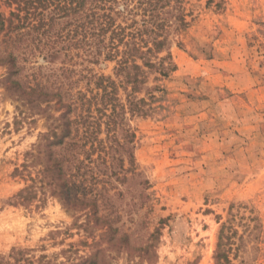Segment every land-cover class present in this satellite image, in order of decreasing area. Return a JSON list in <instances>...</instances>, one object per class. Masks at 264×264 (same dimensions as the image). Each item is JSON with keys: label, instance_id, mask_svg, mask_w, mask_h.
<instances>
[{"label": "rangeland", "instance_id": "374dc122", "mask_svg": "<svg viewBox=\"0 0 264 264\" xmlns=\"http://www.w3.org/2000/svg\"><path fill=\"white\" fill-rule=\"evenodd\" d=\"M31 1L0 0V264H264V0H186L183 30L176 11L164 15L168 44L136 94L155 96L148 116L125 121L116 63L94 66L114 82L117 107L58 181L40 135H60L79 111L63 117L68 102L51 95L30 105L13 84L22 75L8 78L15 59L28 73L23 59L46 38L29 25L32 5L44 12ZM61 61L36 66L58 82ZM74 69L71 92L93 96L90 64Z\"/></svg>", "mask_w": 264, "mask_h": 264}, {"label": "trees", "instance_id": "16d2710c", "mask_svg": "<svg viewBox=\"0 0 264 264\" xmlns=\"http://www.w3.org/2000/svg\"><path fill=\"white\" fill-rule=\"evenodd\" d=\"M42 1L43 13L38 12V8L32 5ZM186 0H33L31 1L33 20L29 22L32 25L34 33L41 32L46 37L34 39L36 44L32 46L24 62L29 64L27 74L23 75V66L15 68L17 59L14 60L12 67H8V78L19 77L18 81H13L17 91L20 90V97L28 100V104H38L37 101L43 100L48 96H53L61 103H65L64 108L68 110V116L73 111H79L74 120L66 123V128L60 135L56 130L40 135L41 142L38 145V153L41 148L48 150L46 172L57 177V181L65 176L71 178V163L77 159L76 155L87 143L91 127L96 124L101 126L102 117L106 116L104 112L111 110L115 113L117 99L115 97L114 82L110 77L98 75L93 67L107 62L116 63V76L121 78L120 84L125 85L126 102L122 105V110L126 116L128 114L137 116H148L156 107L151 103L155 96L149 98H139L136 94L141 92L142 86L146 84L147 71L157 68L156 60L159 53L168 44L169 20L163 18L173 11L177 12L175 16L178 22L177 29L183 30L188 26L186 21V9L183 4ZM41 16L40 20L36 18ZM35 22L34 24H32ZM38 38V36H36ZM62 56V78L57 82L51 80L53 73L45 78L42 66H36L39 58L46 63H54ZM51 59V61H49ZM90 64V94L93 96L87 98L86 93L78 91L72 93L70 84L66 80L71 78L69 73H75L76 66ZM49 65V63H48ZM162 66V65H160ZM14 67V68H13ZM46 69V68H45ZM53 71L52 68H47ZM162 76H167L163 68L159 67ZM29 70V71H28ZM86 69H82L83 73ZM80 72V75H81ZM45 78V79H44ZM24 81H23V80ZM21 83V84H20ZM91 84L94 87H91ZM132 89L129 90V85ZM96 93L94 94V92ZM151 100V101H150ZM63 101V102H62ZM101 113V118L95 122L91 114L93 109ZM108 117L105 124L109 130H113L115 125V114ZM126 126V123H125ZM84 129L83 133L81 130ZM90 129V131H88ZM72 130L74 135L72 136ZM125 155L128 162L133 161V154L128 143L132 142L133 134L130 128L125 127ZM81 133V137L79 134ZM85 133V135H83ZM92 134H90V139ZM130 135V136H129ZM114 138L116 135H113ZM130 137V138H129ZM130 139V140H129ZM68 140V141H67ZM64 151L66 148H72L66 155L58 152V149ZM57 149V150H56ZM33 156L32 154H30ZM37 158V157H35ZM61 182V181H60ZM73 179L60 183L62 190H72ZM103 218V217H102ZM159 231L156 229L150 236V241L159 240ZM147 244L144 247L148 253L154 244ZM154 254V253H153Z\"/></svg>", "mask_w": 264, "mask_h": 264}]
</instances>
